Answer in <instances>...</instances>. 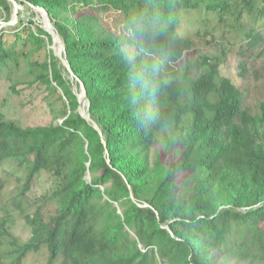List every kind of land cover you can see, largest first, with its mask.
Returning a JSON list of instances; mask_svg holds the SVG:
<instances>
[{
	"label": "trees",
	"instance_id": "1",
	"mask_svg": "<svg viewBox=\"0 0 264 264\" xmlns=\"http://www.w3.org/2000/svg\"><path fill=\"white\" fill-rule=\"evenodd\" d=\"M18 3L47 12L98 130L79 114L50 34L31 21L0 31V79L18 80L25 64L29 83L60 89L69 110L48 126L0 121V192L4 175L17 176L22 200L40 173L57 180L47 214L24 217L27 242L0 223V264H264V95L251 103L249 88L222 74L229 55L245 77L264 54V0ZM111 9L117 31L97 15ZM12 12L0 0V18ZM197 43L219 54L179 68ZM39 52L42 75L30 60Z\"/></svg>",
	"mask_w": 264,
	"mask_h": 264
},
{
	"label": "rangeland",
	"instance_id": "2",
	"mask_svg": "<svg viewBox=\"0 0 264 264\" xmlns=\"http://www.w3.org/2000/svg\"><path fill=\"white\" fill-rule=\"evenodd\" d=\"M13 3L14 6L9 3L13 10L11 17L7 20H5L4 17L0 18V31L13 33L23 28L25 25H28L29 21L36 22L42 26L41 17L38 15L39 13L35 14L31 8L27 9L19 5L18 1H13ZM14 8L17 9L16 15H14ZM97 15H99L103 24L110 27L112 30L117 31L119 27L121 28L120 11L114 9L103 12L99 11ZM182 28L185 30L183 33L184 35H192L194 32L193 29H190L187 25H183ZM6 38L13 40L15 37L11 34H7ZM17 47L21 48L22 45H17ZM28 48L31 47L29 46L26 49ZM49 48L52 51L51 45ZM56 48L58 49L59 45H57ZM217 54H219L218 47H206L203 43H197V47L194 48L193 51L185 54L184 60L179 64V68H188L193 71H198L201 69L200 57H210ZM31 58V61L40 63L35 74H44L47 70L45 60L49 63L45 52L35 53ZM60 65V67L63 68L62 63ZM237 66L238 59L236 56L229 55L226 64L223 66L222 74L224 76H230L241 89H244L243 87L249 88V101L252 103L258 96L264 95V54L262 57L258 59L254 58L249 62V71L245 77L238 76L239 71ZM63 69L68 75V80L74 93L78 95L80 93V86H76L74 79L69 76L65 68ZM25 72L26 66L23 64L22 71L17 75L18 80H13L16 86H13V82L11 81L5 80L4 78L0 79V121H12L22 128L61 123L69 115V110L64 104L67 102L65 98L61 99V97H63L61 90L57 89L54 92L45 83L35 82L31 84L29 83L31 77L26 75ZM52 86H55L54 83ZM82 103L85 104V99H83ZM176 158L177 154L173 153L172 156L166 160L173 161ZM4 177L7 178L10 183L0 192V223L5 222L12 237H14L19 244H23L27 242L30 237V229L24 219L25 215H32L36 207L39 206L42 211L47 214L52 204L48 199H50L52 192L57 186V180L49 173H40L39 176L33 180L31 189L26 193L25 199L22 200L17 197L18 192H15L17 190V185H20L15 182L17 176L4 175ZM89 177L90 175L87 173L85 178L89 179ZM107 186H109V184ZM101 189L103 191L104 187H101ZM43 262L44 260L35 256H28L25 259V264H43Z\"/></svg>",
	"mask_w": 264,
	"mask_h": 264
},
{
	"label": "water",
	"instance_id": "3",
	"mask_svg": "<svg viewBox=\"0 0 264 264\" xmlns=\"http://www.w3.org/2000/svg\"><path fill=\"white\" fill-rule=\"evenodd\" d=\"M8 3L12 4L14 6L13 1H18L20 2L21 0H5ZM29 7L33 10V12L35 14H38L41 17L42 20V29L44 31H46L48 34H50L51 39H52V44H51V49L52 52L54 53V55L56 56V58L58 59L59 62L62 63L63 68H65V70L68 72L69 76L71 78H74V75L72 73V71L70 70V67L67 63V61L65 60V51H64V45L63 42L61 40V38L58 36V34L56 33V31L54 30V27L51 25L49 17L47 15V12L40 8V7H34L32 5L29 4ZM17 13V9L14 8V15H16ZM59 45V48L57 49L56 46ZM61 52V53H60ZM64 53V56H63ZM60 63V64H61ZM78 101L81 103V107H79L78 111L79 114L86 120V122L88 124H90L94 129L98 130L95 122L91 119L90 114L88 112V103L87 101H85V104H83V99H85V91H84V87L82 84H80V93L77 95ZM106 153V152H105ZM107 163H109V160L107 159ZM134 200V199H133ZM146 206V205H145ZM165 228H167L166 226H164Z\"/></svg>",
	"mask_w": 264,
	"mask_h": 264
}]
</instances>
